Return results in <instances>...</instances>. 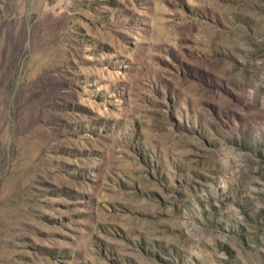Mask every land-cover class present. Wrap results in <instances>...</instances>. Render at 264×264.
<instances>
[{
    "label": "rangeland",
    "instance_id": "rangeland-1",
    "mask_svg": "<svg viewBox=\"0 0 264 264\" xmlns=\"http://www.w3.org/2000/svg\"><path fill=\"white\" fill-rule=\"evenodd\" d=\"M0 264H264V0H0Z\"/></svg>",
    "mask_w": 264,
    "mask_h": 264
}]
</instances>
